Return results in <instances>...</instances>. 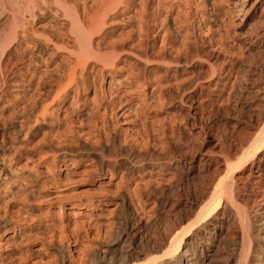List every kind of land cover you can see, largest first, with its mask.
<instances>
[{
	"label": "rangeland",
	"instance_id": "374dc122",
	"mask_svg": "<svg viewBox=\"0 0 264 264\" xmlns=\"http://www.w3.org/2000/svg\"><path fill=\"white\" fill-rule=\"evenodd\" d=\"M66 1L89 31L108 2ZM254 1L190 0V9L169 12L159 0H126L92 38L93 48L122 55L111 65L97 57L82 66L80 44L85 49L89 35L74 44L70 18L36 0L42 10L33 19L23 14L22 48L9 56L15 62L27 53L23 72L0 100V264H59V251L64 264H105L119 252V219L137 229L143 249L179 221L157 206L158 194L204 198L208 176H185L182 162L239 149L264 126V39L241 41L251 14L264 8ZM2 11L0 32L9 19ZM253 202L243 199V210Z\"/></svg>",
	"mask_w": 264,
	"mask_h": 264
},
{
	"label": "bare ground",
	"instance_id": "6f19581e",
	"mask_svg": "<svg viewBox=\"0 0 264 264\" xmlns=\"http://www.w3.org/2000/svg\"><path fill=\"white\" fill-rule=\"evenodd\" d=\"M29 1L32 4L31 10L28 8V4V6H26L25 4L22 5V1L19 2V0H0V7L3 10L2 12H6L9 14L8 26L6 25V31L0 32V100L7 96L11 80L15 75H17V73L18 75L19 73H21L22 65H24L26 62L27 53L25 51L21 53V58L18 61L13 62L9 58L11 49L15 48L16 45L19 46V50L20 48H22L23 42H20L19 32L21 30L22 32L24 31L23 28L28 21H26V17L28 19H33L36 13L42 10L41 8H39L40 5H36V0ZM65 1L66 0H41L42 3L40 2L38 4H41L42 6L44 5L43 7L45 9L50 10L54 8V12L64 13V15L70 18V26L74 30L72 31V33L75 32V34H77V36L74 38V44L76 42H78L79 44L80 38H83L84 35H89L88 46H85V49H83L80 44V50L83 52V55L79 58V60L81 61L82 66H85V62L88 58L95 59L97 57V59L100 60H102L101 58H103V60H105L104 62H107L106 60H108L109 65H111L113 60L122 55L121 53L123 52V49H117L114 47L112 48V50H107L106 48L102 51V48H93L94 46L92 45V38L97 32L101 30L102 26L105 24L103 22V19H105L109 13L116 11L126 0H108V2L104 4L105 6L103 5L105 10L102 11L101 18L99 21H97L98 24L96 26H93V29L90 31L86 27L87 22H85L86 20H84V17H82L78 13V11L72 10L71 8L67 7V1ZM189 1L159 0L157 8L159 9L161 7H165V9H167L169 12H174L175 9L178 10L180 7L181 10L182 8L188 10L190 9ZM227 1L231 4V6L243 2V0ZM262 1L263 0H255L253 4H258ZM35 10H37V12H34ZM23 14H27L26 17H24ZM251 15L253 16L252 22L246 26V29L242 34L241 41H243L244 39V42H249V44L254 45L257 44V40L264 39V8L258 14L253 13ZM146 50L147 48L142 51V54H139L138 57L142 59L145 58L147 56ZM176 62L179 63L177 60ZM49 81L50 82H47L45 86L52 84V81ZM43 84L45 83L43 82ZM54 85L56 86V84ZM58 87L59 86H56V88ZM93 107L96 108V106ZM5 129V126L0 122V137L2 138L4 137L3 134ZM110 141L112 146L114 147L115 142L117 141L116 137H112ZM239 147V149L236 148L235 150H232L230 146H225L221 147L218 151H216V153H211V155L205 152L202 153L201 155L205 158H196L192 156L190 157V159H188L187 163L183 164V161L182 165L187 166L186 171H184L185 176H188L192 173L194 174V176L199 177L197 178L199 180L200 177H204L205 175L208 176V181H210V183H208L205 193H203L204 189L202 188V195L205 194L204 198L201 200L199 198L201 196L200 195L198 199H200L201 201L198 202L197 199L196 201H191L192 199L188 201L183 200L181 196L175 194L173 190V192L170 193L164 192L160 194H158L156 191V193L160 195L158 197L156 196L157 198L154 197L158 202V205H156L160 207L163 212H176V216L179 217V221L177 220V223L171 224L176 220L174 215L175 220L170 223L171 225L165 227L163 233L161 235L159 234V237H148L144 241V244L142 243L144 248L138 249L137 245L139 243V238L137 229L132 226L129 227L125 222L123 223L120 219L119 221H117V219L116 221L118 222V226H116L117 229L115 228L116 234L113 241L115 245H118L120 247L118 248L119 252L117 256L111 258L109 257L108 262L105 264H264V126L258 128L253 137L247 140L242 146L240 143ZM56 153H58V151ZM64 156L65 155H63V157ZM176 166L175 168H177ZM126 169L127 167L124 171H126ZM175 170L174 173L176 172ZM181 170H183L182 167ZM179 173L180 175L178 176L181 178L183 172L181 173L179 170ZM175 178H173V180ZM205 179L207 180V178ZM205 179L202 178L203 181ZM176 182L180 183L178 181H175V183ZM185 182H188L187 179H185ZM167 184L169 186V183ZM172 184V186H174L173 182ZM187 188L189 189L190 187ZM177 189L179 188L177 187ZM154 190L155 189H153V191ZM162 190H164V188H162ZM185 194L186 193H184V196ZM144 196L146 198L148 197L146 195ZM251 198L254 199L255 202H253L252 206H250L248 210H243V199H245L247 202V200H250ZM123 216H125V214ZM166 216L169 215L167 214ZM5 222L7 223V221ZM0 227L4 228L5 224L1 223ZM151 233L153 232L151 231ZM116 251L113 252L116 253ZM61 252L62 251H59V253L61 254L60 260H58L59 264L67 263L64 261L63 254ZM90 261H94V259ZM106 261L107 260H105V262ZM92 263L94 264V262ZM97 263L99 262L97 261ZM82 264H86V262Z\"/></svg>",
	"mask_w": 264,
	"mask_h": 264
}]
</instances>
